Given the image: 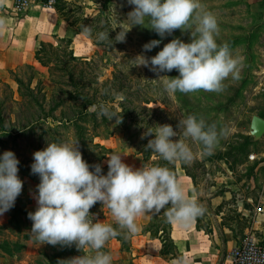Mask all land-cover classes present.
<instances>
[{
	"label": "rangeland",
	"instance_id": "1",
	"mask_svg": "<svg viewBox=\"0 0 264 264\" xmlns=\"http://www.w3.org/2000/svg\"><path fill=\"white\" fill-rule=\"evenodd\" d=\"M66 1L80 7L75 12L79 13L78 16H82V19L98 15L97 21L88 24L103 32H109L112 43L117 45L113 49L106 45H97L94 62L85 64V60L70 61L73 71L82 70L86 76L88 75L89 80L97 75V81L101 82L110 78L113 67L119 64L127 79L132 82L139 81L141 91L145 90L151 97L152 101L146 105L148 110L140 113V116L145 117L152 125L155 124V127H148L153 131L160 125L169 124L174 131L179 132L177 128L179 120L186 119L188 115H195L198 119L202 117L207 124H215L218 132L223 131L211 155H200L203 146L191 139L187 140L197 155L191 163H182L184 169L181 168L179 161L176 165L179 171L186 170L191 175L196 189L202 193L197 202L205 208V212L198 217L199 222L204 221L207 212L222 210L224 213L222 223L233 224L237 237L243 236L250 229L254 216L252 207L259 206L261 201L264 213V134L256 141H251L249 134L250 117L254 114H264V0H201L205 9L215 14L217 18L219 27L217 44L227 43L233 55L242 58V65L240 78L233 80L230 76L226 79L224 91L200 90L188 94L179 91L175 94L168 93L164 89L162 78L150 71L149 67L135 64L139 55L153 57L173 39L179 38L185 43H190L192 40L190 30L177 29L171 35L161 38L154 30L148 28L147 24L136 25L127 31L125 42H115L117 33L128 27L127 14L133 10V5H129L127 0ZM68 8L66 6L64 11ZM98 33L100 32H97V35ZM151 40L161 42L151 51H144L143 45ZM53 46L63 49L68 55L69 50L64 42H58ZM44 50L42 58L51 59L53 62L50 49L46 47ZM53 65L56 67L53 76L56 79H64L65 76L60 70L62 65L57 62ZM160 76L177 77L179 72L174 69L171 72H162ZM14 77L21 79L20 89ZM50 77L49 68L35 61L25 62L13 69L0 70V155L10 150L19 160L18 177L23 181V188L15 200V205L26 211L37 209L34 197L38 195L37 185L40 183V177L37 174L31 176L30 171H27L34 163L33 154L45 149L48 143L77 141L72 124L59 125L48 119L32 126L27 125L30 116H43L49 113L53 104ZM94 85L91 83L87 88ZM135 85L137 83L132 87ZM64 88L71 89L66 86ZM54 97L64 98V104L54 112L57 117L61 111L68 114L79 106L78 101L67 99L65 94L57 93ZM114 123L110 122V128L114 130L113 135L107 138L91 137L89 136L91 131L87 130L88 138L84 152L80 150L78 143L82 158L90 165V171L94 170L91 166L97 164V148H93V144L97 142L111 151L101 162L102 165L108 164L109 155L113 153L121 154L122 160H130L129 163L136 167L151 165V161L156 158L152 156L150 160L144 162L142 155L125 139L126 135L120 128H116ZM55 125L58 127L54 128ZM47 126L52 129L48 130ZM85 127L90 129V123L85 122ZM148 128H143L138 137H141ZM153 137L154 133L146 136L149 140ZM171 139L178 141L180 137L178 135ZM249 155H253V159H249ZM224 189L230 191L231 197L224 205L211 206L209 198L204 193L214 194ZM237 199L248 201L251 209L249 215L237 214L238 207L235 206ZM104 210L105 206L101 202L90 209V213L96 218L94 223L97 221L110 223L105 220ZM10 215L9 210L0 215V264H59L60 261L67 264V260L89 254L88 249L78 250L75 244L71 247L40 244L31 233L32 222L29 218L20 214L16 216L14 223L9 224ZM3 248H7L8 251H4ZM124 250L125 246L111 239L103 249L113 256L112 264H131V259L123 253Z\"/></svg>",
	"mask_w": 264,
	"mask_h": 264
},
{
	"label": "clouds",
	"instance_id": "2",
	"mask_svg": "<svg viewBox=\"0 0 264 264\" xmlns=\"http://www.w3.org/2000/svg\"><path fill=\"white\" fill-rule=\"evenodd\" d=\"M134 8L127 14V28L115 36V42H125L126 33L136 25L154 30L161 38L175 30L191 31L192 40L185 43L179 38L165 44L153 57L139 55L135 65L149 67L162 78L164 89L175 94L196 91L222 92L224 81L230 76L240 78L242 58L234 56L227 43L217 44L219 27L215 14L207 11L201 0H127ZM91 34V28L84 26ZM97 41L113 45L109 32H100ZM160 40L143 45L144 51L159 46ZM177 70L179 76H160L162 72ZM158 78V79H159ZM122 99L123 97H119ZM97 117L112 120L117 117L108 105H93ZM120 122V118L117 117ZM174 131L169 124L147 129L142 135L155 134L145 150L175 164L191 163L196 153L186 142L191 139L201 144L200 155H211L219 143L223 131L215 124H207L204 118L188 115L180 119ZM178 141L171 138L178 136ZM79 141L48 143L43 150L33 154V174L40 177L37 185V209L28 218L33 222L31 233L40 244L61 245L78 250L88 249L89 254L67 260V264H112L113 256L103 251L107 242L119 235H132L139 231L137 217L145 213L164 214L169 222L188 224L204 214L205 208L185 188L172 169L165 166H142L139 169L125 164L121 154L109 155L108 172L102 174L99 164L90 165L82 158ZM19 160L14 152L0 155V215L14 207L21 194L23 181L18 177ZM101 202L114 218L112 223L93 222L96 218L90 209ZM60 261L59 264H64Z\"/></svg>",
	"mask_w": 264,
	"mask_h": 264
},
{
	"label": "crops",
	"instance_id": "3",
	"mask_svg": "<svg viewBox=\"0 0 264 264\" xmlns=\"http://www.w3.org/2000/svg\"><path fill=\"white\" fill-rule=\"evenodd\" d=\"M12 4L13 0H0V70L13 69L25 62H37L35 52L41 42L55 45L60 39L69 40V48L77 60H88L97 51L98 46L84 33L75 30L54 7L35 6L23 14H17L12 10ZM122 161L133 169L143 166L136 167L126 159ZM177 177L186 194L199 200L202 193L196 189L192 178L182 169H177ZM204 195L213 207L224 205L231 197L230 191L225 189ZM235 202L239 216L251 213L248 201L237 199ZM259 206L263 207V202L260 201ZM256 207H252L254 216L249 231L264 243V213L256 212ZM104 215L105 220L114 223L106 206ZM152 215L145 213L137 217L139 231L130 236L128 248L123 251L131 259V264H221L228 260L230 250L242 237H237L233 224L222 223V210L207 212L202 222H199L198 217L186 225L170 222L169 234L177 256L173 258L170 253L162 252V243L158 238L143 231ZM111 240L118 243L115 238Z\"/></svg>",
	"mask_w": 264,
	"mask_h": 264
},
{
	"label": "trees",
	"instance_id": "4",
	"mask_svg": "<svg viewBox=\"0 0 264 264\" xmlns=\"http://www.w3.org/2000/svg\"><path fill=\"white\" fill-rule=\"evenodd\" d=\"M66 6L69 8L64 11ZM54 8L64 20L75 28V30L84 33L89 38L93 39L96 45H106L111 49L117 47L114 43L112 46H109V44L97 41V32L103 31L101 29L98 30L97 27L88 23L97 21L98 15L82 19V16H78L79 13L76 14L75 12L76 9H79L80 7L74 5L73 2L66 0H57ZM84 26H89L91 28L92 31L90 35L84 32ZM60 42H64L67 46V50H69L68 55L63 49L54 47L53 44L45 42H41L35 52V60L41 66L49 68V75L51 76L49 79V85L53 86V92L51 94L53 104L51 105L48 114L43 116L36 115L35 117L30 116L27 125L32 126L34 123L45 122L48 121V119H51L52 122L58 123L59 125L72 124L75 128V135L76 139L79 141L80 150L84 152L88 138L87 130L91 131L89 134L91 137L107 138L113 135V129L110 128V122L114 121V126L121 129V131L126 135L125 139L129 141V143L132 144V147L142 155V160L144 162L150 160L152 156L156 158L151 161V165L148 166H165L172 169L177 174V162L175 164L169 163L168 161L160 158L158 154L151 152L150 149L146 151L145 146L147 145L149 139L146 138V136L143 139L141 138L142 136L138 137L139 132L143 128L151 126L155 127V124L152 125L148 120L146 121L145 117L140 116V113L148 110L146 105L152 101L151 97L147 95L145 90L141 91L140 82H132V80L127 79L126 73L121 71L119 64L113 67L110 78L99 82L97 81L98 76L95 75L89 80V77H87L88 75L86 76L82 70L75 72L70 65V61H77V59L69 48V40L60 39L59 43ZM46 47H48L51 51L50 57L54 59L53 62L51 59L42 58V53L45 51L44 49ZM94 56L96 57L97 53H95L90 60H85L84 63L92 64L95 60ZM54 62L62 65L60 70L65 76L64 79H56L53 76V71L56 70V67L53 65ZM14 79L20 89V86L22 85L21 79L18 77H14ZM91 83H94L95 85L87 88V86H90ZM134 83H137V85L132 87ZM65 86L71 87V89L66 90L64 88ZM57 93L65 94L67 99L74 102L78 101L79 106L72 109L68 114L61 111L57 117L54 115V112L58 109V107L64 104V98L54 97ZM121 96L123 97L122 99L119 98ZM101 103L108 105L110 110L114 112L118 118H120V122L117 117H113L112 120H109L106 117L98 118L96 112L92 111L90 108L93 105H99ZM259 116L264 118V114H260ZM85 122L90 123V129L85 127ZM56 127H58V125L54 126V128ZM47 129L51 130L52 128L47 126ZM154 138L155 137H153V139ZM93 148H97V164L101 166L102 174L106 175L109 170L108 164L102 165L101 162L106 159L107 155L111 151L110 149L104 147L100 142L94 143ZM180 163L181 168L184 169L182 162ZM27 171H30L31 176H33L31 167H29ZM185 174L191 177L186 170ZM9 212L11 213L9 224H11L14 223V219H16L17 215L21 214L28 218V214L35 211L22 210L14 204V207H12ZM112 224L116 227L115 222ZM169 230L170 222L164 214V209H162L159 214H153L149 223L143 228V231L149 232L151 237L158 238L161 241L163 253H170L172 257L175 258L177 257L176 250L173 241L170 238ZM130 236L131 235L125 236L122 234L115 237V239L125 246V249H127ZM3 250L8 251L7 248H3Z\"/></svg>",
	"mask_w": 264,
	"mask_h": 264
},
{
	"label": "built area",
	"instance_id": "5",
	"mask_svg": "<svg viewBox=\"0 0 264 264\" xmlns=\"http://www.w3.org/2000/svg\"><path fill=\"white\" fill-rule=\"evenodd\" d=\"M56 2L57 0H13L12 10L17 14H23L35 6L54 7ZM249 159H253V155H249ZM262 210V206L256 207V212ZM221 264H264V243L248 231L230 250L228 260Z\"/></svg>",
	"mask_w": 264,
	"mask_h": 264
},
{
	"label": "water",
	"instance_id": "6",
	"mask_svg": "<svg viewBox=\"0 0 264 264\" xmlns=\"http://www.w3.org/2000/svg\"><path fill=\"white\" fill-rule=\"evenodd\" d=\"M250 140L256 141L264 134V118L259 115H252L249 122Z\"/></svg>",
	"mask_w": 264,
	"mask_h": 264
}]
</instances>
